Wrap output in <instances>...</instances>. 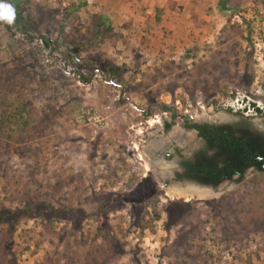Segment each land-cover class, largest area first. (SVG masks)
<instances>
[{
	"label": "rangeland",
	"instance_id": "1",
	"mask_svg": "<svg viewBox=\"0 0 264 264\" xmlns=\"http://www.w3.org/2000/svg\"><path fill=\"white\" fill-rule=\"evenodd\" d=\"M7 2L0 98L38 131L0 133V264H264V177L184 199L164 176L202 146L186 125L264 128V0Z\"/></svg>",
	"mask_w": 264,
	"mask_h": 264
},
{
	"label": "trees",
	"instance_id": "2",
	"mask_svg": "<svg viewBox=\"0 0 264 264\" xmlns=\"http://www.w3.org/2000/svg\"><path fill=\"white\" fill-rule=\"evenodd\" d=\"M22 17V15L20 14ZM43 45L48 47V42L42 40ZM81 80L84 84L89 83V79L85 75H81ZM3 96L0 98V133H4L6 129L14 130L17 132L19 141L24 138L32 136L33 133L38 131V125L33 118V113L28 103L19 98L17 104H14V99ZM253 107V104H252ZM170 108L162 106V111H169ZM147 116V114H145ZM172 114V118H175ZM13 125L14 128L8 127ZM188 129H195L201 138H206L210 141L211 145L216 146L220 151L216 156L208 158L203 151L198 153L194 160H185L181 162L183 169L182 174L178 175L180 179H188L196 181L200 184L217 186L225 180H230L231 175L235 171L241 172L245 167H248L251 161L255 160L258 155L264 156L260 150H256L253 146L255 137L249 136L245 131L242 135H237L231 129L223 132L224 128L214 129L210 131L208 138V127L205 125H186ZM255 143V142H254ZM261 152V153H260ZM250 182H256L254 177H251ZM46 207L51 208L49 203H44ZM3 209L0 208V212ZM28 208L15 216L11 220V224L17 225L20 218L27 216L25 212ZM5 219L0 217V222Z\"/></svg>",
	"mask_w": 264,
	"mask_h": 264
},
{
	"label": "flooded vegetation",
	"instance_id": "3",
	"mask_svg": "<svg viewBox=\"0 0 264 264\" xmlns=\"http://www.w3.org/2000/svg\"><path fill=\"white\" fill-rule=\"evenodd\" d=\"M190 125H205L207 126L208 129V138L211 135L210 131L214 129H221L224 128L223 132H225L228 129H231L234 131L237 135H242L243 132L245 131L249 136L255 137V143L253 142V146L256 148V150H260L262 153L264 152V128L263 127H257L253 125L252 122L248 118H243L239 119L238 121L235 122H230V123H217V124H209V123H204V124H196L192 123ZM193 132H195L196 137L199 138L202 142V146L195 152H193L192 157L187 160H194L195 156L200 153L201 151L204 152V154L210 158L212 156H216V154L220 151V148L218 149L216 146L211 145L210 141L206 138H201L198 135V131L195 129H191ZM260 152V153H261ZM255 160L251 161L248 167H245L241 172L235 171L231 175L232 178H236L238 180H242L244 178H250V177H255V176H261L264 177V156L258 155Z\"/></svg>",
	"mask_w": 264,
	"mask_h": 264
},
{
	"label": "water",
	"instance_id": "4",
	"mask_svg": "<svg viewBox=\"0 0 264 264\" xmlns=\"http://www.w3.org/2000/svg\"><path fill=\"white\" fill-rule=\"evenodd\" d=\"M164 176L170 179V181H169L170 185L172 187H174V188L184 189L187 186H192V187H196V188H199V189H206V190L212 192V196L211 197L219 196L220 194H222L228 188V186H224L222 188H219L220 184L217 185V186L200 184V183H198L196 181H192V180H188V179H183L182 182H180V180L178 181L176 178H174V179L170 178L171 176H169V173L168 174L165 173ZM234 179H236V178H232L230 180H225L224 182H229L230 181L229 184H233V183H235ZM166 187H167V183L165 182L162 185V189L165 190ZM191 198H193V197H191Z\"/></svg>",
	"mask_w": 264,
	"mask_h": 264
},
{
	"label": "bare ground",
	"instance_id": "5",
	"mask_svg": "<svg viewBox=\"0 0 264 264\" xmlns=\"http://www.w3.org/2000/svg\"><path fill=\"white\" fill-rule=\"evenodd\" d=\"M222 119H225V117H222ZM166 194L170 197L176 196L179 198L188 199L191 197L199 198V199H205L210 198L212 196V192L206 190V189H199L192 186H187L184 189H178V188H168L166 189Z\"/></svg>",
	"mask_w": 264,
	"mask_h": 264
},
{
	"label": "clouds",
	"instance_id": "6",
	"mask_svg": "<svg viewBox=\"0 0 264 264\" xmlns=\"http://www.w3.org/2000/svg\"><path fill=\"white\" fill-rule=\"evenodd\" d=\"M15 20V9L11 3L7 0H0V21L11 25ZM246 104L241 109L242 112L245 111Z\"/></svg>",
	"mask_w": 264,
	"mask_h": 264
},
{
	"label": "crops",
	"instance_id": "7",
	"mask_svg": "<svg viewBox=\"0 0 264 264\" xmlns=\"http://www.w3.org/2000/svg\"><path fill=\"white\" fill-rule=\"evenodd\" d=\"M174 3V2H173ZM173 3L170 5V7L169 8H171L172 9V7H173ZM167 7H168V5L167 4H165ZM165 5H162V4H160V5H158V4H156L155 5V7H154V11H156V12H158L157 13V16L159 17V12H161V10L163 11V12H165V8H163ZM161 7V8H160ZM155 15V14H154ZM163 16V15H162Z\"/></svg>",
	"mask_w": 264,
	"mask_h": 264
}]
</instances>
